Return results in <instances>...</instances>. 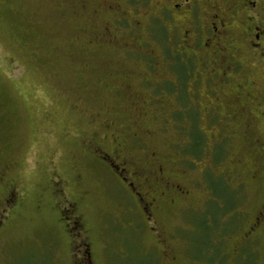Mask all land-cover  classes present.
I'll return each mask as SVG.
<instances>
[{"label": "rangeland", "instance_id": "rangeland-1", "mask_svg": "<svg viewBox=\"0 0 264 264\" xmlns=\"http://www.w3.org/2000/svg\"><path fill=\"white\" fill-rule=\"evenodd\" d=\"M112 2L136 20L130 27L111 17ZM207 2L225 14L237 7L229 51L242 76L228 72L226 84L212 75L217 51L201 39L196 56L179 44L171 32L189 25L172 5L162 13L164 0H0V264H72L60 220L67 204L93 264H120L126 241L151 264H198L188 255L190 218L207 216L218 179L240 199L214 264H264L263 228L255 254L242 253L264 204V103H250L258 50L242 36L255 11L242 0H203L201 24ZM258 7L264 13V0ZM105 24L111 43L98 39ZM99 152L137 173L129 181L153 199L151 220ZM9 192L18 196L11 209Z\"/></svg>", "mask_w": 264, "mask_h": 264}, {"label": "flooded vegetation", "instance_id": "flooded-vegetation-1", "mask_svg": "<svg viewBox=\"0 0 264 264\" xmlns=\"http://www.w3.org/2000/svg\"><path fill=\"white\" fill-rule=\"evenodd\" d=\"M201 1L203 0H164L165 5L162 8L164 9V12L163 10L161 12L172 13V9L169 8L172 5L173 9L178 11V14H180L187 25H189L187 29H184L181 26V30L184 29L183 31H181V33L178 31L171 33L176 35V37L180 35V39L178 40L179 44L182 43L184 47L188 48L193 55L196 56V54L194 53V49L196 46V42H200V39L202 40L201 45L204 49H213V51H217V54H215V56L213 57L218 58V61L215 63L221 65L220 68L222 71L220 70V68L219 73L212 70V75H217V77L220 75V78L223 79L222 82L226 84L224 80H229L231 77L227 75L228 72L236 71L239 72L237 77L242 76L240 73L242 64L240 63L239 59L236 60L237 57L234 56L231 51H229V49L233 48L234 42V40L229 37V35L231 34L229 28V20L231 15L236 14L235 9H237V7H235L231 11V14H225L218 8H216L215 4L207 2V5H211V12L207 16L206 24H201L199 17H197L196 15V6ZM239 5L243 8L246 7L250 11H255L254 15H250L249 17H247L249 28L248 30H243L242 36L245 37V42H247V45L251 50H258L256 53L259 60L257 64L258 73L256 75V78L252 79V81L250 82L255 87L256 96L255 100H252L250 103H252V105L261 107V105L264 103V13H258L256 11L259 9V7L257 8V0H242V3H240ZM109 12V14H111V17L115 18V21L120 22L124 20L128 27H130L132 23L136 21L133 17H131V22H129L126 14L122 12L119 5L113 2L109 3ZM116 16L119 17V19ZM109 28L110 27L108 24L104 25L103 30L100 32L98 38L99 40L108 43L112 42V36L109 32ZM175 28H177V26ZM207 56L209 57V55ZM206 73H208V71ZM210 79L212 80L213 78L211 77ZM238 98L239 97H236L234 101H237ZM185 117L187 118L186 121L188 123H191V121L188 120L189 116ZM99 153V161L105 163L108 168L114 173V175L118 177V180H120L122 184L126 183L125 186L127 187L128 193H130L129 195H132L134 197V200L138 203L142 212L146 215L147 221L151 220L153 199H145V192L140 191L139 186L134 184L132 181H129L132 179L136 182L137 173L134 171H130L129 173H127L129 170V168L127 167V163L124 160L119 161L115 153L112 155H108L104 152ZM127 174H129V176H127ZM17 198L18 196H16L14 192H9L5 197L4 205L8 209L15 208L17 206ZM74 211L75 208L73 204H67L62 208L60 213V220L64 222L65 232L72 239V264H93L90 246L88 242L83 238V229L81 227V222L76 216H74ZM259 228H263L264 230V204L261 207L259 218L256 219L255 224H253L248 229V233L245 235L244 241H249V243L247 244V247H245V251H243L242 253L255 254L253 252V248H255L259 244V240L257 238L263 237L260 234L261 231H259L258 233L259 237L257 236L256 230ZM189 236V243L191 247L188 251V255L189 258H192V254H195L196 249L192 244V234H190ZM251 239L253 240L251 241ZM250 243H253V247L250 246ZM165 253H167V251H165ZM166 256L167 255H165V257Z\"/></svg>", "mask_w": 264, "mask_h": 264}, {"label": "trees", "instance_id": "trees-1", "mask_svg": "<svg viewBox=\"0 0 264 264\" xmlns=\"http://www.w3.org/2000/svg\"><path fill=\"white\" fill-rule=\"evenodd\" d=\"M191 123H195L194 118L191 115ZM193 143L197 144L199 147L201 143L199 139L193 138ZM219 184L215 187H209V192L212 198L207 202L205 209L207 216L201 217L200 221L193 222L190 218V223L194 227V232L192 234V244L197 251L192 254L193 262L196 261L198 264H214L221 257L224 258L223 251L226 247H222L224 239L228 237L233 229L227 228L228 221H233L238 215L232 213L230 219H226L225 216L233 212L239 203L237 191H232L225 185L222 179H218ZM225 191V193H224ZM204 209V210H205ZM203 216V215H201ZM236 220V219H235ZM237 221V220H236ZM121 239L124 237H120ZM128 243L126 241L125 256L121 258L120 264H151V259L144 257L140 260L141 253L139 255H133L131 251L127 250ZM139 252V251H138ZM248 262V261H247Z\"/></svg>", "mask_w": 264, "mask_h": 264}]
</instances>
